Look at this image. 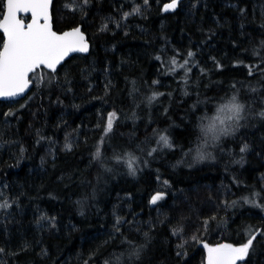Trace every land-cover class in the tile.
I'll return each instance as SVG.
<instances>
[{"label":"trees","instance_id":"trees-1","mask_svg":"<svg viewBox=\"0 0 264 264\" xmlns=\"http://www.w3.org/2000/svg\"><path fill=\"white\" fill-rule=\"evenodd\" d=\"M168 1L54 0L91 49L0 100V264H206L258 230L264 264V0Z\"/></svg>","mask_w":264,"mask_h":264},{"label":"snow or ice","instance_id":"snow-or-ice-1","mask_svg":"<svg viewBox=\"0 0 264 264\" xmlns=\"http://www.w3.org/2000/svg\"><path fill=\"white\" fill-rule=\"evenodd\" d=\"M179 0H172L165 10H174ZM84 4L88 0H83ZM147 4L148 0H144ZM52 0H7L6 12L0 19V29L6 34V41L3 43V51H0V96L13 97L22 94L29 86V74L41 66L55 72L57 66L72 52H87L88 43L80 28H74L71 31L57 34L52 30L50 7ZM75 10V9H73ZM139 12V7L134 9ZM30 13V22L25 23L19 18V14ZM128 13H125V18ZM43 21V23H41ZM107 25H105V28ZM193 53L189 52L188 56ZM175 63V60H173ZM188 63L184 61V65ZM184 65H181L183 67ZM154 98V97H153ZM227 109L237 119L243 111V105L236 103V97L233 96L229 104L221 108V112ZM264 116V113H261ZM115 113L109 115L107 119L106 132L111 131ZM222 125L224 120L217 117ZM205 133H225L227 129L218 128L215 122L211 123L204 129ZM160 142L166 147H172L169 137L161 135ZM69 149L71 145H66ZM247 145L241 148L245 151ZM100 155L99 149L96 153ZM202 153L197 154V159H203ZM163 199L162 193H157L152 197L151 203ZM10 205L5 201L0 204V208H7ZM255 235H251L247 242L240 246L223 244L217 247L205 245L208 252L207 264H237L243 261L252 246ZM0 248V253H3Z\"/></svg>","mask_w":264,"mask_h":264},{"label":"water","instance_id":"water-1","mask_svg":"<svg viewBox=\"0 0 264 264\" xmlns=\"http://www.w3.org/2000/svg\"><path fill=\"white\" fill-rule=\"evenodd\" d=\"M181 1H183V0H179V2L177 3L175 9L178 8L179 3H180ZM171 2H172V0H171V1H168V2H166V3L164 4V10H165L166 6H167L168 4H170ZM6 3H7V0H5V9H4V13L6 12ZM53 3H54V0H52V4H51V7H50L52 30H53L54 32H56L57 34H62V33H64V32H68V31L73 30L74 28L79 27L80 30H81V32L84 34L85 39H86V41H87V43H88V51H87V52H72V53H69V55H68L67 57H65V59H64V60H63L58 66H57V68H56V70H57V69L59 68V66L62 65V64H63L68 58H70L72 55H74V54H78V53H79V54H88V53L90 52V49H91V42H90V40H89V38H88L87 33L83 30V27H82L81 24H78L77 26H74V27H71V28L65 29V30H63V31H58V30H56V29L54 28V23H53V12H52V10H53ZM175 9H174V10H175ZM174 10H167V11L170 12V11H174ZM165 11H166V10H165ZM4 13H3V14H4ZM30 15H31L30 13H28V14L20 13V14H19V18L23 19L24 22L27 24V23L30 22V19H29ZM2 17H3V15H2ZM2 17H1V19H2ZM41 23H43V21H41ZM0 31L3 33L2 29H0ZM3 35H4V42H5V41H6V34L3 33ZM0 51H3V45H2V48H1ZM42 68H45L46 70L51 71L50 69H47L46 67L41 66L40 68L36 69L34 72H36L37 70L42 69ZM34 72H32V73L29 74L30 84H29L28 88H27L22 94L17 95V96H13V97L0 96V100H4V101L18 100V99H21V98L25 97V96L30 92V90L32 89V87H33V85H34V82H33V80L31 79V76H32V74H33ZM51 72H53V71H51ZM259 232H260V230H258L257 232H255V233L253 234V235H255V238H256V236L259 234ZM223 244H228V243H221V244H218V245H209L208 243H206V242H204V241H202V242L200 243V246H201V247L204 249V251H205V261H206V264H207L208 252H207V248L205 247V245H208L209 247H217V246H220V245H223ZM230 245H231V244H230ZM239 262H240V261H238L237 264H238Z\"/></svg>","mask_w":264,"mask_h":264},{"label":"rangeland","instance_id":"rangeland-1","mask_svg":"<svg viewBox=\"0 0 264 264\" xmlns=\"http://www.w3.org/2000/svg\"><path fill=\"white\" fill-rule=\"evenodd\" d=\"M222 128H225L224 126ZM223 133L217 132L215 134L212 133V135H214L215 137H220Z\"/></svg>","mask_w":264,"mask_h":264}]
</instances>
